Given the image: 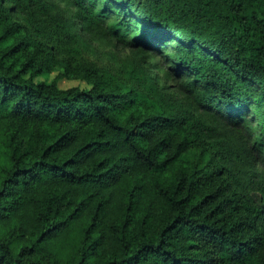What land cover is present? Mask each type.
Masks as SVG:
<instances>
[{"label":"trees","instance_id":"1","mask_svg":"<svg viewBox=\"0 0 264 264\" xmlns=\"http://www.w3.org/2000/svg\"><path fill=\"white\" fill-rule=\"evenodd\" d=\"M71 1L0 0V264H264V0Z\"/></svg>","mask_w":264,"mask_h":264},{"label":"rangeland","instance_id":"2","mask_svg":"<svg viewBox=\"0 0 264 264\" xmlns=\"http://www.w3.org/2000/svg\"><path fill=\"white\" fill-rule=\"evenodd\" d=\"M102 4H99V7ZM56 10H62L66 14H72L74 12V4L71 0H54V6ZM117 17L116 13H110L105 19V22L100 27L95 36H92L89 40V46L84 50L79 57L68 58L73 64H90L102 70H108L117 75L126 76L125 71L133 69L134 66L141 70L152 69L153 73H157L159 76V84L163 87H173L176 85L177 80L174 76H168L164 66L165 59L161 54H154V52H142L137 55L130 46L124 45L121 39L116 33L112 31L111 21ZM76 72H80L77 66L73 67ZM122 71L124 72L122 74ZM55 72L51 74L54 75ZM78 79L62 78L60 83L63 86L72 85L78 83ZM140 92L143 94L142 87H139ZM174 96V95H173ZM179 94H177V103L180 100ZM151 101V100H150ZM185 106H188L185 105ZM198 114V113H196Z\"/></svg>","mask_w":264,"mask_h":264}]
</instances>
